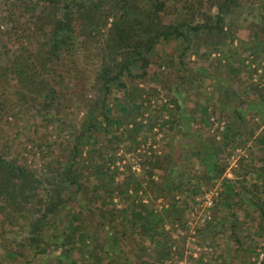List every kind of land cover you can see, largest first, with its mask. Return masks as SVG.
Returning <instances> with one entry per match:
<instances>
[{"label":"trees","instance_id":"1","mask_svg":"<svg viewBox=\"0 0 264 264\" xmlns=\"http://www.w3.org/2000/svg\"><path fill=\"white\" fill-rule=\"evenodd\" d=\"M169 1L0 0V264H106V244L116 247L115 230L129 241L133 256L120 252L118 261L169 264L174 255L163 223H178L202 187L221 193L236 249L245 242L235 200L257 215L264 230V88L245 97L235 86L241 83L235 78L239 69L221 73L220 58L216 69L185 63L192 51L204 48L209 55L229 45L233 14L245 4L184 0L173 11ZM244 30L254 51L264 48V0L258 20ZM165 45L173 47L168 55ZM161 58L179 68L178 82L167 86L175 112L160 122L172 132L169 150L143 156L137 175L130 163L123 170L117 165L123 159L118 147L134 150L140 144L147 109L141 83L158 74ZM202 75L213 81L217 105L204 103L207 88L202 95L194 92L193 82ZM72 104L86 110L77 126L63 118ZM24 115L31 135L41 141L34 142L39 153L30 162L9 152L11 119ZM219 121L222 129H209ZM238 147L248 152L237 156L232 176L226 175L224 158ZM190 152L198 155L202 171L182 184ZM147 190L172 199L181 190L189 198L184 206L173 200L159 214L139 196Z\"/></svg>","mask_w":264,"mask_h":264},{"label":"rangeland","instance_id":"2","mask_svg":"<svg viewBox=\"0 0 264 264\" xmlns=\"http://www.w3.org/2000/svg\"><path fill=\"white\" fill-rule=\"evenodd\" d=\"M183 1L170 0L169 6L175 11ZM243 3L245 4V8L233 14L234 22L236 23L234 40L230 41V44L223 48L213 49L209 55H207L208 51L204 48L192 51L186 57L185 63L192 67L205 64L207 67L212 66L216 69L217 66L215 64L218 61L217 59L220 58V64H222V68H220L222 70L221 73H224L228 67L236 66L239 71L235 74V78H239L241 83H236L235 86L241 88L244 91V96L248 97L249 95L253 96L257 92L258 89L256 87L264 88V48H261L260 51H254L253 42L247 37L248 31L244 30V27L248 26L250 22L258 20L261 0H243ZM243 37H245V41H241ZM1 46L5 48V43ZM163 51L168 55V53L173 51L172 45H165ZM169 65L166 58H161L156 64L158 74L155 77L148 78L146 82L141 83V87L146 88V93L143 94V97L145 98L144 102L147 109H145L146 112L143 114L142 119L145 127L144 131L140 132L138 136L140 144L137 149L135 148L136 150H128L123 143L119 145L117 154L123 159H118L117 165L120 166L121 170L126 168V164L130 163L131 166L135 164L137 169L132 168L130 172L140 175L144 165L142 163L143 156L150 158L158 154H165L169 150V146L167 145L169 142L168 135L170 136L172 132L168 126H162L160 122L175 112V98L167 86L170 82H178L179 80L176 77L179 68L176 67L174 70ZM211 70L213 69L211 68ZM212 84L213 81L210 77L207 78L202 75L193 82V88L196 95L204 92L205 88H207L209 92V103L206 101L204 103L214 106L217 105V95L216 93L214 95ZM186 86L188 84L183 83V87ZM191 98L194 97L191 96ZM64 109L65 117L63 116V118H65L64 120L67 126H77L84 121L86 116V110L84 108L81 109L77 104H72L71 106H65ZM191 109L192 105L187 108V112ZM185 115H188V113ZM16 117V119H11V122H13L11 125L14 124V126H10L11 128L8 127L7 130L10 136L9 152L13 157L22 160L28 159L30 162L39 153V149L37 148H39L40 144L36 146L35 143H41V141H35L37 135H31L28 124L31 121H29L28 115H24L20 120L19 116ZM17 122H19V125L16 126L15 124ZM220 124L222 125L223 123L220 121L214 124L212 123L209 129L212 131H216L217 128L222 129L224 126L221 127ZM150 125L154 127H149ZM63 136L65 135L63 134ZM183 138L182 141L190 140L189 138ZM57 139L60 140V138ZM246 152H248L246 147H238L234 152H231V155L224 158V163L228 162L229 164L225 173L226 175L232 176L231 167L236 164L237 156L246 154ZM188 154L190 160H187V172L183 173L184 176L181 179L182 184H185L194 172L199 174L202 171L198 155H193L191 152ZM147 165L148 163L146 162ZM119 178L121 179L122 176L118 177L117 180ZM204 189L206 187L201 188L202 192L198 194L195 201H188L189 193L182 192L181 190L175 192L174 199L169 195L166 198L157 197L156 193H153L151 190H147L145 193L140 192L139 196L142 195L141 197L144 198L143 202L148 203L159 214L173 200H179L182 206L185 205L186 200L188 201L186 207L183 208L184 210L181 213V219L178 223L175 225H171L168 222L163 223V228L169 232L170 244L172 245L174 255L173 260L169 264H264V230L261 228L260 219L257 215L252 210L245 211L244 207L238 208L236 200L233 202L235 204L234 210H236L240 217V227H243L241 235L245 242V246L242 248L244 252L241 249H236L237 244L235 240L236 236L233 232V224L231 225V220L225 217L226 211L221 209V193L214 198L212 197L213 203L209 206L205 203V192L208 190L206 189L207 191L205 190L203 192ZM139 196L137 197V201L142 200ZM100 202L101 204L104 203L109 207H113V204L109 203L107 199H101ZM114 202L116 203V207H122L119 204L118 198L114 199ZM117 231L115 230L113 232V234H116V238L113 239L116 241V247H113L112 243H110L109 247L106 244L107 249L111 252V256L106 259V264H119V262L126 264L123 260H117V254L120 252L129 256L131 260L133 258L129 254V241L125 242L121 240L119 232ZM91 240V237H88L85 241L89 243ZM0 252L2 253V251Z\"/></svg>","mask_w":264,"mask_h":264},{"label":"built area","instance_id":"3","mask_svg":"<svg viewBox=\"0 0 264 264\" xmlns=\"http://www.w3.org/2000/svg\"><path fill=\"white\" fill-rule=\"evenodd\" d=\"M132 168L137 169V167L135 166V164L132 165ZM218 195V192H216L215 190H210L208 192L205 193V203L209 206L212 205L213 200L212 197L214 198L215 196Z\"/></svg>","mask_w":264,"mask_h":264}]
</instances>
